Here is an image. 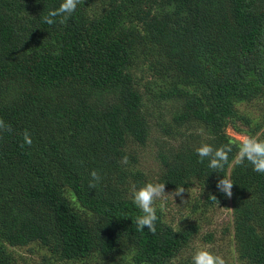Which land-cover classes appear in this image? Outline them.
Returning a JSON list of instances; mask_svg holds the SVG:
<instances>
[{"label": "trees", "instance_id": "trees-1", "mask_svg": "<svg viewBox=\"0 0 264 264\" xmlns=\"http://www.w3.org/2000/svg\"><path fill=\"white\" fill-rule=\"evenodd\" d=\"M60 3L0 0V264L27 246L39 264H192L194 244L213 245L160 208L155 233L137 229L131 189L148 181L132 145L162 109L159 131L179 145L159 182L196 188L204 213L231 205L236 261L264 264V174L235 162L227 133L264 139V0H79L66 23H44ZM205 142L232 146L222 172L196 154Z\"/></svg>", "mask_w": 264, "mask_h": 264}, {"label": "rangeland", "instance_id": "rangeland-1", "mask_svg": "<svg viewBox=\"0 0 264 264\" xmlns=\"http://www.w3.org/2000/svg\"><path fill=\"white\" fill-rule=\"evenodd\" d=\"M164 110L166 111V109ZM164 110L162 109L157 114L149 117L152 129L147 143L143 146L139 144L132 145V151L138 154L137 169L143 172L148 182H159L164 170L160 162V155L172 152L179 145L176 140L164 136L159 131L158 124ZM249 110L255 112L254 108H249ZM227 133L240 143L245 136H249L247 133L235 131L231 126L227 128ZM165 192L169 195L163 201V207H161L162 201L160 199L155 201V207L163 211L164 219L167 222L176 228L188 222H199L202 227L201 236L212 234L215 238V243L211 246H204L198 241L193 248H205L214 254L220 255L223 259L226 258L227 264H240L236 261L237 255L233 243V210L231 205L227 208H216L204 213L202 209L196 210L195 207L198 195L196 188L186 189L181 196L176 197H174V190L165 188ZM36 250L34 246L15 249V254L18 257L17 264H39L42 258L38 256ZM110 264H130V260L127 256L124 258L120 256L116 259V262Z\"/></svg>", "mask_w": 264, "mask_h": 264}, {"label": "clouds", "instance_id": "clouds-1", "mask_svg": "<svg viewBox=\"0 0 264 264\" xmlns=\"http://www.w3.org/2000/svg\"><path fill=\"white\" fill-rule=\"evenodd\" d=\"M78 3L79 0H61L58 8L50 9L47 12V15L43 17V22L48 25H54L57 23V18H59V23H66L76 11ZM4 127H6L5 122L0 120V128ZM24 141L27 144L32 143L31 137L27 132L24 133ZM195 151L201 162L207 160L208 167L220 173L225 165L229 163V154L232 152V146L224 144L216 147L211 143L205 142L200 144ZM245 161L253 166L254 171L264 174V139H260L257 136H245L243 138L239 145L235 162L242 164ZM91 177L90 187H95L94 182H99L100 176L96 171H92ZM233 184L229 177L222 175V178L217 182V188L227 197H231ZM184 191L183 187H177L174 191V197L181 196ZM167 195L169 193L165 192V183L147 182L138 187L133 185L131 189L132 202L143 213V215H139L136 218L138 230L143 231L145 226H147L148 231L155 233L156 221L158 220L155 201L160 199L162 201L161 207H163V201ZM213 197L216 199L215 196ZM192 264H225V260L220 255L214 254L205 248H199L192 255Z\"/></svg>", "mask_w": 264, "mask_h": 264}]
</instances>
